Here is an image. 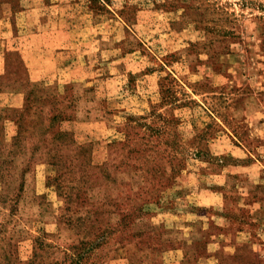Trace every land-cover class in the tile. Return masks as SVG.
I'll use <instances>...</instances> for the list:
<instances>
[{"label":"rangeland","instance_id":"1","mask_svg":"<svg viewBox=\"0 0 264 264\" xmlns=\"http://www.w3.org/2000/svg\"><path fill=\"white\" fill-rule=\"evenodd\" d=\"M0 264H264V0H0Z\"/></svg>","mask_w":264,"mask_h":264}]
</instances>
